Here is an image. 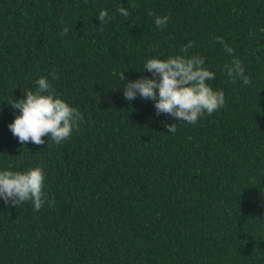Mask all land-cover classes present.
Here are the masks:
<instances>
[{
	"label": "trees",
	"instance_id": "obj_1",
	"mask_svg": "<svg viewBox=\"0 0 264 264\" xmlns=\"http://www.w3.org/2000/svg\"><path fill=\"white\" fill-rule=\"evenodd\" d=\"M262 28L264 0H0V171L40 167L46 193L39 211L0 199V264H264ZM189 42L223 108L191 125L124 98ZM233 56L249 85L224 73ZM40 77L84 117L59 145L8 128Z\"/></svg>",
	"mask_w": 264,
	"mask_h": 264
},
{
	"label": "clouds",
	"instance_id": "obj_2",
	"mask_svg": "<svg viewBox=\"0 0 264 264\" xmlns=\"http://www.w3.org/2000/svg\"><path fill=\"white\" fill-rule=\"evenodd\" d=\"M119 12L125 17L129 15L124 7H120ZM148 15L152 16L153 13L149 11ZM97 18L102 25L110 20L106 10L100 11ZM168 21V16H157L154 22L158 28H163ZM68 32L69 27L65 25L60 35L65 36ZM216 41L223 45L227 54L232 55L233 48L222 38L217 37ZM192 47V42H189L181 45L180 55L167 59H148L143 70L151 73V78L143 76L126 81L122 89L124 98L131 102L139 95L154 102L156 115L167 114L177 123L191 125L196 124L205 113L211 115L223 108L224 92L214 90L208 83L215 79V73L205 67L203 57L187 54ZM223 71L233 82L241 80L244 85L251 83L241 61L234 56L229 64L224 65ZM51 75L56 79L55 72ZM118 78L120 81L126 80L124 71L118 73ZM36 85L35 91L25 92L22 99L10 104L13 109H19V115L15 116L8 128L21 144L30 141L35 145H43L45 140L42 137H47L59 145L70 137L74 129L79 128L84 117L77 108L58 98L55 88L46 77H40ZM177 123L166 125L169 133L177 131ZM44 179L45 174L40 167L26 171H0V199L5 205L11 203L13 206L30 201L34 209L39 211L46 198Z\"/></svg>",
	"mask_w": 264,
	"mask_h": 264
}]
</instances>
